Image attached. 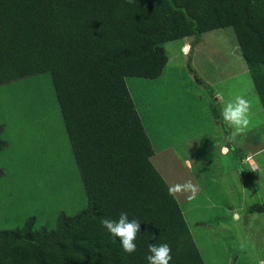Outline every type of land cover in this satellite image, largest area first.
<instances>
[{
  "label": "trees",
  "instance_id": "obj_1",
  "mask_svg": "<svg viewBox=\"0 0 264 264\" xmlns=\"http://www.w3.org/2000/svg\"><path fill=\"white\" fill-rule=\"evenodd\" d=\"M227 27L236 32L264 108V0H0V86L43 73L60 82V72L90 62L125 79H158L169 62L164 44L190 37L198 44L204 33ZM112 106L116 114L86 123L98 135L69 132L78 163L96 162L82 168L87 207L60 213L53 229L30 218L0 230V264H148L150 243L171 247L170 264H206L170 186L137 148L119 104ZM83 122L80 116L76 126ZM2 134L0 126V152L7 147ZM250 211L263 213L264 204ZM121 212L140 221L131 255L100 224Z\"/></svg>",
  "mask_w": 264,
  "mask_h": 264
},
{
  "label": "rangeland",
  "instance_id": "obj_2",
  "mask_svg": "<svg viewBox=\"0 0 264 264\" xmlns=\"http://www.w3.org/2000/svg\"><path fill=\"white\" fill-rule=\"evenodd\" d=\"M184 42L192 43L187 50ZM194 43L190 37L164 44L170 62L163 75L126 82L169 186L189 179L198 186L195 199L175 194L205 263L257 264L264 258V212L250 207L264 204V108L233 27L206 32ZM237 95L251 102L253 126L229 140L222 108ZM0 126L7 142L0 152V230L30 218L37 228L53 229L60 213L87 207L82 168L96 162L75 157L52 73L0 86Z\"/></svg>",
  "mask_w": 264,
  "mask_h": 264
},
{
  "label": "crops",
  "instance_id": "obj_3",
  "mask_svg": "<svg viewBox=\"0 0 264 264\" xmlns=\"http://www.w3.org/2000/svg\"><path fill=\"white\" fill-rule=\"evenodd\" d=\"M190 43L191 42H184L181 45V49L187 50L190 46ZM72 69L76 70V73L73 71L72 74L75 73L77 75H72L71 72L66 73L64 72L66 70H63V73L65 74L61 75L60 82L56 81L54 77L58 98L61 103L60 111L69 139L71 140L70 134L73 138V136L78 135L81 130L86 136L98 135L101 131L94 129V127L86 126V123L92 117L97 116L100 113H105L103 116L104 118L108 116L106 113L116 114L115 109L112 106V103L116 102L119 104V107L121 109V121H123L127 125L128 131L133 137L137 148L152 161L156 169L166 181L161 169H159V167L156 166L154 162L156 158L155 156L159 151L156 152L152 144L147 129L144 125L143 118L141 117V113L138 111L135 105L126 79L122 77L118 70L101 69L98 62L82 64L72 67ZM80 82H82L83 85H81ZM97 85L99 88L97 87ZM214 96L218 97L216 101L219 102L220 94L215 93ZM88 103L94 104L90 106L91 111L89 112L82 109V107ZM104 109H108V111L104 112ZM80 116H83L84 120L81 127L76 126L77 120H79ZM104 118L103 120L107 124L109 121L105 120ZM216 121L220 124V121L218 119ZM222 127L227 128L230 132L232 131V129L225 123L222 124ZM73 131H75L74 135ZM230 132L226 133L227 139ZM222 152L226 155L229 154V148L224 146L222 148ZM248 159H250V162L252 163V159L250 156L247 157V160ZM186 162L188 165H190V162L188 160ZM253 165L255 166V163H253ZM166 183L169 185L167 181ZM174 195L176 197V194ZM241 196L242 198H244L243 193L241 194ZM235 210H239V208L235 207ZM242 210H244V208ZM235 216H239V214L235 212Z\"/></svg>",
  "mask_w": 264,
  "mask_h": 264
},
{
  "label": "clouds",
  "instance_id": "obj_4",
  "mask_svg": "<svg viewBox=\"0 0 264 264\" xmlns=\"http://www.w3.org/2000/svg\"><path fill=\"white\" fill-rule=\"evenodd\" d=\"M133 0H127L131 4ZM251 102L241 95L227 101L222 108V117L224 123L232 131L228 139L232 140L235 136L246 133L253 126L251 120ZM198 186L192 180H186L181 184H175L169 188L170 194L190 193V199H195L198 194ZM101 226L112 236L119 239L122 249L129 255L137 251L136 240L140 233V221L138 219L129 220L127 212H121L118 219L101 218ZM148 251L150 255L146 257L148 264H170L172 260L171 247L167 243L149 244ZM257 264H264V258H260Z\"/></svg>",
  "mask_w": 264,
  "mask_h": 264
}]
</instances>
